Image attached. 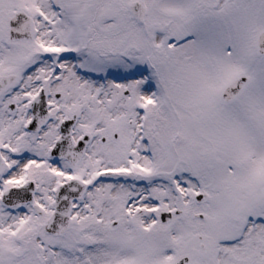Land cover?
I'll return each mask as SVG.
<instances>
[{"label": "snow or ice", "instance_id": "1", "mask_svg": "<svg viewBox=\"0 0 264 264\" xmlns=\"http://www.w3.org/2000/svg\"><path fill=\"white\" fill-rule=\"evenodd\" d=\"M0 264H264V0H0Z\"/></svg>", "mask_w": 264, "mask_h": 264}]
</instances>
